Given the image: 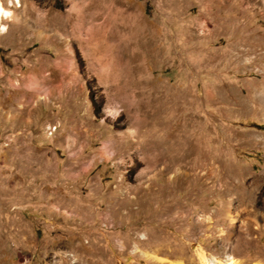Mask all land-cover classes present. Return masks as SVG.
<instances>
[{
    "label": "rangeland",
    "instance_id": "374dc122",
    "mask_svg": "<svg viewBox=\"0 0 264 264\" xmlns=\"http://www.w3.org/2000/svg\"><path fill=\"white\" fill-rule=\"evenodd\" d=\"M0 1V264H264V0Z\"/></svg>",
    "mask_w": 264,
    "mask_h": 264
},
{
    "label": "bare ground",
    "instance_id": "6f19581e",
    "mask_svg": "<svg viewBox=\"0 0 264 264\" xmlns=\"http://www.w3.org/2000/svg\"><path fill=\"white\" fill-rule=\"evenodd\" d=\"M11 15V11L7 10L2 2L0 1V30L5 29V25L2 24V18L5 16ZM205 259V258H204ZM205 261V260H204ZM236 261H234L233 259L227 260L225 263H221V264H235Z\"/></svg>",
    "mask_w": 264,
    "mask_h": 264
},
{
    "label": "crops",
    "instance_id": "0c3cea01",
    "mask_svg": "<svg viewBox=\"0 0 264 264\" xmlns=\"http://www.w3.org/2000/svg\"><path fill=\"white\" fill-rule=\"evenodd\" d=\"M0 175H1V173H0ZM4 184H6V182L5 181H3V186H4ZM9 187H10V183H9ZM20 193V192H19Z\"/></svg>",
    "mask_w": 264,
    "mask_h": 264
}]
</instances>
